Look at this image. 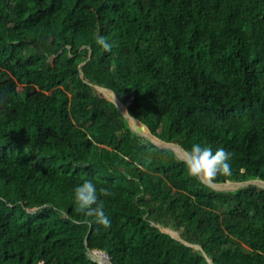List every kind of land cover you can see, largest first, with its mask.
<instances>
[{
    "label": "trees",
    "instance_id": "1",
    "mask_svg": "<svg viewBox=\"0 0 264 264\" xmlns=\"http://www.w3.org/2000/svg\"><path fill=\"white\" fill-rule=\"evenodd\" d=\"M116 99L231 152L214 183L264 181V0H0V264H264V188L190 177ZM85 179L114 193L107 230L77 211Z\"/></svg>",
    "mask_w": 264,
    "mask_h": 264
},
{
    "label": "clouds",
    "instance_id": "2",
    "mask_svg": "<svg viewBox=\"0 0 264 264\" xmlns=\"http://www.w3.org/2000/svg\"><path fill=\"white\" fill-rule=\"evenodd\" d=\"M96 45L105 52L112 48L107 39L97 35ZM232 153L224 148H212L200 144H193L190 149L185 150L183 163L186 166L187 174L207 185L216 181L219 176L228 177L232 173ZM114 195L107 187L99 190L91 181L85 179L82 184L74 188V203L77 211L89 218V223H95L104 230L111 227V221L104 211V201L101 197ZM90 256V255H89Z\"/></svg>",
    "mask_w": 264,
    "mask_h": 264
},
{
    "label": "bare ground",
    "instance_id": "3",
    "mask_svg": "<svg viewBox=\"0 0 264 264\" xmlns=\"http://www.w3.org/2000/svg\"><path fill=\"white\" fill-rule=\"evenodd\" d=\"M98 88H102V87H98ZM115 103H116V105L119 106V109L121 111V115L123 117L125 116V118L128 121V124H129L132 131H134L136 134H138L139 136H142L143 138H145L147 140H151L152 142L156 143L161 148L173 149V151L176 153V155L179 158H181L182 160L184 159L185 150H183L181 147H179L175 143H166L163 140H160L156 136L152 135L150 133V131L148 130V128L144 124H142L137 119L129 116L126 108L118 101V99L115 100ZM259 184L264 186V183H259ZM212 186L215 187L216 189H224L225 190V189L231 188L233 186V183L228 182V183L217 184V185H212ZM168 232H171L174 236L178 235V233H176L175 231L170 230ZM91 256L99 264H110L109 259L102 252L94 251V252H92Z\"/></svg>",
    "mask_w": 264,
    "mask_h": 264
},
{
    "label": "water",
    "instance_id": "4",
    "mask_svg": "<svg viewBox=\"0 0 264 264\" xmlns=\"http://www.w3.org/2000/svg\"><path fill=\"white\" fill-rule=\"evenodd\" d=\"M119 101V100H118ZM120 102V101H119ZM115 103V102H114ZM121 103V102H120ZM122 104V103H121ZM115 105H116V103H115ZM123 105V104H122ZM124 106V105H123ZM116 107L118 108V110L120 111V109H119V106L118 105H116ZM125 107V106H124ZM126 108V107H125ZM127 110V109H126ZM128 112V111H127ZM120 113H121V111H120ZM129 114V113H128ZM129 116H130V114H129ZM124 118H125V116H124ZM125 120H126V118H125ZM126 122H127V124H128V121L126 120ZM128 126H129V124H128ZM129 128H130V126H129ZM131 129V128H130ZM151 143H153V144H155L156 146H158L156 143H154V142H152L151 140H149ZM159 147V146H158ZM166 149H170V150H172L173 151V149H171V148H166ZM174 152V151H173ZM175 153V152H174ZM176 154V153H175ZM181 159V158H180ZM228 182H230V183H233V186L231 187V188H228V189H216L215 187H213L212 185H217V184H224V183H228ZM204 183V182H203ZM224 183H212V184H210L209 186L212 188V189H215V190H223V191H229V190H235V189H238V188H241V187H244V186H247V185H249V184H255V185H258V186H260V187H262V188H264V186L263 185H260L259 183H264V181H261V180H248V181H244V182H233V181H227V182H224ZM167 233H169L173 238H175V239H177V240H179V241H182V242H184L181 238H180V236H179V234L177 235V236H174L171 232H167ZM185 244H187V245H189V246H192V247H194L195 249H201L200 248V246H198V245H190V244H188V243H186V242H184ZM94 251H99V252H102V253H104L106 256H107V258L109 259V262H110V257L105 253V252H103V251H100V250H93V251H90V253H89V255H90V257H91V259L93 260V261H95L94 259H93V257L91 256V254H92V252H94ZM208 261L211 263V261L208 259ZM95 262H97V261H95ZM98 263V262H97ZM99 264V263H98ZM110 264H111V262H110ZM212 264V263H211Z\"/></svg>",
    "mask_w": 264,
    "mask_h": 264
},
{
    "label": "rangeland",
    "instance_id": "5",
    "mask_svg": "<svg viewBox=\"0 0 264 264\" xmlns=\"http://www.w3.org/2000/svg\"><path fill=\"white\" fill-rule=\"evenodd\" d=\"M135 133V132H134ZM138 135V134H137ZM142 137V136H141ZM177 233V232H176ZM179 233V232H178Z\"/></svg>",
    "mask_w": 264,
    "mask_h": 264
}]
</instances>
